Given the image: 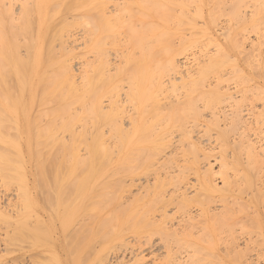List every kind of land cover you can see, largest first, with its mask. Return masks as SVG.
Masks as SVG:
<instances>
[{
    "label": "bare ground",
    "instance_id": "1",
    "mask_svg": "<svg viewBox=\"0 0 264 264\" xmlns=\"http://www.w3.org/2000/svg\"><path fill=\"white\" fill-rule=\"evenodd\" d=\"M29 166L70 242L10 264H264V0H0V222L44 240Z\"/></svg>",
    "mask_w": 264,
    "mask_h": 264
},
{
    "label": "rangeland",
    "instance_id": "2",
    "mask_svg": "<svg viewBox=\"0 0 264 264\" xmlns=\"http://www.w3.org/2000/svg\"><path fill=\"white\" fill-rule=\"evenodd\" d=\"M28 169H29V171H28V174H26V181H28V183L30 184V181H32V177H33V169H31L30 168V166L28 167ZM29 172H31V177H28V176H30V173ZM0 182H3V181H1L0 180ZM5 183V182H4ZM27 183V190H28V192L30 193H32V195L33 194H35V195H33V197H34V200H35V207H38L37 209H35V207H33V213H36V214H38L40 217H41V219L42 220H44V221H42L41 223H39V221L37 222V223H39V225L40 224H42V226H43V228L45 229V231H46V234H45V231L41 234V238L45 235L46 236V238H49L50 237V235L49 234H51L53 231L55 232V231H57V232H55L54 234H52L51 235V238H49V241L50 240H53V241H56V242H53V241H50V242H48L47 243V241H48V239H46L45 238V236H44V240L43 239H39L38 238V236H36V235H34V234H37V233H34L33 231V237L34 236H36V238L34 237L33 239L35 240V241H33V239L32 238H30L31 237V233H30V231H29V233L28 234H30V237L29 236H27V237H29V238H24V235H26L27 233H25L24 235H21V237H22V239L19 237V239L17 238L16 240L14 239V236H13V226H11V224L10 223H4V222H0V250L2 251H0L1 253H0V264H10L11 262H12V260H13V258H19V256L20 255H27V256H29V255H31V256H34V255H36L37 253H39L40 251H42V248L44 247V245L45 246H48L49 245V243H50V245H49V247H44L43 248V251L42 252H44V253H47L45 250L47 249H49V248H51L50 246H52V245H59V244H63V242H65V245L67 244V242L66 241H68L67 239H69V237L67 238V239H63L62 240V236L60 235V230H58V229H60L61 227H59L57 224L59 223L58 221H55V219L52 217V208L54 207V204H55V199H50L51 201H53V202H51V201H49L48 199V202H51V204L52 205H50L49 203H48V205H50L51 207V210H50V208L49 207H47L48 205H47V201H45V200H43V199H45V198H41V196H40V194H39V192H40V190H41V188H36V186H32V182H31V186L34 188V189H31L32 187L30 186V188H29V184ZM29 189H31V190H34V191H29ZM43 190V189H42ZM41 190V191H42ZM20 187H18L17 185H12L11 183H9V184H6L5 183V186H3V183H0V210H1V212L3 211V213L4 214H6V215H13L15 212H19V214H24L25 213V206H24V204H23V201L22 202H20V198H19V193H20ZM37 191V192H36ZM35 192V193H34ZM37 194V195H36ZM38 196V197H37ZM17 197H18V199H19V201H18V199H17ZM36 198V199H35ZM39 201V202H38ZM41 201V202H40ZM46 202V203H45ZM37 203V204H36ZM41 205H40V204ZM47 205H45V204ZM21 205L23 206V207H21ZM42 205H45V206H42ZM41 207V208H40ZM43 207V208H42ZM46 207V208H45ZM21 208L23 209V210H21ZM47 208H49V210L47 209ZM37 210H39L38 212H36ZM49 211V212H48ZM14 212V213H13ZM41 212V213H40ZM51 212V213H50ZM33 214H31V216H32ZM50 216V217H49ZM47 218H49V219H47ZM53 219V220H52ZM29 220H30V222H29ZM28 220V223H27V225L29 226V227H31L32 225V227H34V229H35V226H37V224H35V223H33V222H35V221H33V220H35L34 218H30ZM31 220L33 221V222H31ZM47 220V222L45 223V221ZM49 221H50V223H49ZM51 221H53V223H54V226L52 225V229H53V231H52V229H48V227H49V225H51ZM57 222V223H56ZM30 223V224H29ZM44 223H45V225L47 224V223H49V224H47L46 226H44ZM6 224V225H5ZM32 224V225H31ZM34 224H35V226H34ZM48 226V227H47ZM29 227H28V229H29ZM47 227V228H46ZM59 227V228H58ZM40 228H42V227H40ZM50 228H51V226H50ZM55 228H56V230H55ZM58 228V229H57ZM43 229V230H44ZM11 230V231H10ZM37 230V229H36ZM48 230V231H47ZM40 231H42V230H39L38 232H40ZM50 231H52L51 233H49ZM58 231H59V233H58ZM27 232H28V230H27ZM37 232V231H36ZM11 233V234H10ZM41 233V232H40ZM58 233V234H57ZM9 234H10V237L11 238H13L14 240H12V239H10V237H9ZM27 234V235H28ZM39 234V233H38ZM57 234V235H56ZM13 236V237H12ZM55 238V239H54ZM57 239V240H56ZM11 240V241H10ZM64 240H66V241H64ZM57 242H59V243H57ZM69 242H70V239H69ZM55 243V244H54ZM13 244V245H12ZM28 244V245H27ZM48 244V245H47ZM27 246H29V247H27ZM39 246V247H38ZM70 246V245H69ZM68 246V247H69ZM41 250H40V249ZM4 250V251H3ZM40 250V251H39ZM39 251V252H38ZM59 253H57V254H55L56 256H53V255H47V254H45L44 255V257H45V260L43 261H41V259H39L41 262H43V264H46V263H44V262H47V260L49 261V262H51L50 260L51 259H55V261H53L52 260V262L51 263H48V264H54V262H62V263H64L63 261H68V259H66V257H65V255L59 250L58 251ZM28 253V254H27ZM34 253V254H33ZM43 253V254H44ZM53 253V252H52ZM61 253V254H60ZM63 255H64V257H63ZM49 256H51V258L49 257ZM58 256V257H57ZM43 257V258H44ZM262 258H264L263 256H261ZM47 258V259H46ZM35 259H37V258H35ZM58 259V260H57ZM59 259H61L62 261H60ZM259 262H261V261H263V259H260L259 258ZM37 260H35V262H36ZM39 262V261H38ZM57 262V263H58ZM258 262V263H259ZM35 264V263H34ZM37 264V263H36ZM56 264V263H55ZM65 264V263H64Z\"/></svg>",
    "mask_w": 264,
    "mask_h": 264
}]
</instances>
